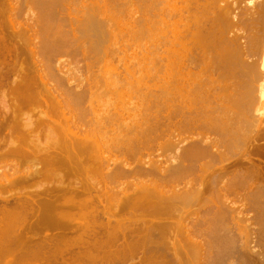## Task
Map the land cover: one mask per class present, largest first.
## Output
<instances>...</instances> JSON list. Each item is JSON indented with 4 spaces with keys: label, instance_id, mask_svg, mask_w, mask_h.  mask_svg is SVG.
<instances>
[{
    "label": "bare ground",
    "instance_id": "obj_1",
    "mask_svg": "<svg viewBox=\"0 0 264 264\" xmlns=\"http://www.w3.org/2000/svg\"><path fill=\"white\" fill-rule=\"evenodd\" d=\"M0 86V264H264V0H0Z\"/></svg>",
    "mask_w": 264,
    "mask_h": 264
},
{
    "label": "rangeland",
    "instance_id": "obj_2",
    "mask_svg": "<svg viewBox=\"0 0 264 264\" xmlns=\"http://www.w3.org/2000/svg\"><path fill=\"white\" fill-rule=\"evenodd\" d=\"M23 5H25V4L23 3L22 5H20V6L22 7L23 11H24V10L27 11V8H28V7L25 6V8H26V9H25V8H23ZM18 9H19V11L22 10V9H20V8H18ZM25 11L22 13V16H21V15H18V17L21 16L20 18H16V16L14 17V18L17 19V20L14 19L16 22H17L18 19H19L18 23L20 22V23L22 24V26H23V24H25V22L30 21V20H28V16L30 17V15H31L30 13H31V12L28 10L27 13H28V12H29V13L27 14ZM21 12H22V11H21ZM16 14H20V12L18 13V11H17ZM25 14H26L27 16H26ZM29 14H30V15H29ZM24 15H25V17H24ZM32 15H33V14H32ZM21 18H23V20H22L23 22L20 20ZM25 20H26V21H25ZM61 25H62V24H61ZM140 44H141V42H140ZM135 47H136V45L134 46V49H135L134 52H135V53H136V51L139 52V51L141 50V48H139L138 46H137V47H138L139 49H138L137 47H136V48H135ZM131 48H132V47H131ZM131 48H129V49H130V52H129L130 54H131V51H133V50H131ZM132 49H133V48H132ZM136 49H137V50H136ZM128 51H129V50H128ZM138 52H137V53H138ZM140 52H141V51H140ZM132 53H133V52H132ZM137 53H136V56H137V57H134L135 55H134V53H133L132 58H129V59L132 60L133 58H134V59L137 58V60H138V59H139V60H138V62H137V60H136V62L139 63L141 57L138 58V56H141V54H137ZM131 55H132V54H131ZM20 57H21V56H20ZM20 57H17L18 60L20 59ZM23 58H25V59H23ZM70 58H71V57H70ZM74 58H76V57H74ZM74 58H73V59H74ZM77 58L80 59V57H77ZM77 58H76V59H77ZM26 59H28V55H26V54L22 55V59H20V62H21V64H22V66H23V60H26ZM68 59H69V58H67V60H68ZM71 59H72V58H71ZM71 59H70V60H71ZM129 59H128V60H129ZM16 60H17V59H16ZM16 60H14L12 63H13V64H17L18 61H16ZM21 60H22V61H21ZM128 60H127V61H128ZM28 61H29V60H28ZM28 61H26V62H28ZM71 61H72V63H73V60H71ZM71 61H70V62H71ZM127 61H126V62H127ZM133 61H134V60H133ZM133 61H132V62H133ZM14 62H17V63H14ZM74 62L76 63V60H75ZM128 62H131V61L129 60ZM128 62H127V64H128ZM134 62H135V61H134ZM136 62H135V64H132L133 67H132V65L130 66V65L128 64V65L130 66L129 69H131V68L134 69V65H138V66H139V64H137ZM24 63H25V61H24ZM29 63L31 64V61H29ZM29 63H27L26 65H28ZM78 63H81V64H82V61H81V62H78ZM115 63H116V64H115ZM115 63L113 62V65L115 64L114 66H117V67L119 66L118 64H121V65H120L121 67H122V65H123L122 62H121V63H120V62L117 63V61H115ZM10 64H11V63H10ZM30 64H29V66H30ZM130 64H131V63H130ZM19 65H20V64H19ZM19 65L17 64V65H14V66H13L14 68H15V66H16V67L18 66V68H15V70L20 68ZM24 65H25V64H24ZM73 65H74V63H73ZM75 65H76V64H75ZM4 66H5V65H4ZM129 66H128V67H129ZM138 66H137V67H138ZM2 67H3V65H2ZM11 67H12V64H11ZM121 67H119V68H121ZM139 67H140V69L136 68V66H135L136 70H141V61H140V66H139ZM6 68H7V66H6ZM132 69H131V70H132ZM4 70H5V67H4ZM118 70H119V69H118ZM120 70H122V68H121ZM136 70H135V71H136ZM16 71H17V70H16ZM133 71H134V70H133ZM142 77H143V76H142V74H141V78H142ZM149 78H152V79L150 80ZM149 78H142V79H141V84H142L141 87L143 88V89H142V90H143V91H142L143 93H146V92H148V91H149V93H150V91H152V93H153V91H155V90L158 88V87H157V82H156L157 79L155 80V79H153V77H149ZM148 79H149V80H148ZM148 82H149V83H148ZM143 84H144V86H143ZM2 88H3V89H2ZM5 88H6V87H5ZM151 89H152V90H151ZM2 91H4V86H0V95H1L2 93H4V94H3V96H4V95L7 93V91L5 90L6 93H5V92H2ZM157 91H158V89H157ZM1 92H2V93H1ZM155 92H156V91H155ZM155 92H154L153 94H156ZM150 94H151V93H150ZM1 96H2V95H1ZM6 96L8 97V95H5V97H2V99H3V98L8 99ZM149 97H150V96L148 95V97L146 98L147 102H145V103H146L145 105H147V106H146L145 108H147V109H145V110H147V111H145L144 113H145V114H146V113L149 114L148 117H150V114H152V116H154V118H155V117H157V115H158V111H157V108H153V110H148V107H149L148 104L151 103V102L148 101ZM150 98H151V99H149V100L151 101L153 97L151 96ZM2 99H0V101H1ZM153 99H154V98H153ZM3 100H4V99H3ZM3 100H2V102H3ZM2 102H1V104H0L1 107H2V105H4V102H3V104H2ZM5 102H6V101H5ZM143 102H144V100H143ZM148 102H149V103H148ZM152 102H153V101H152ZM147 103H148V104H147ZM32 104H33V103H32ZM32 104H28L29 106L27 105V107H29V111L26 110L27 108H26V109L24 108V109H25V112L27 111L28 114L30 113V115H31L30 117L35 116V115L32 116V114H34V113L36 114V112H38V113L40 112V111L37 109L38 106H36V108H34V107L32 106ZM5 105L7 106L6 103H5ZM30 105H31V107H30ZM34 105H36V104H34ZM151 105H152V103H151ZM151 105H150V106H151ZM1 107H0V110L2 109ZM3 107H4V106H3ZM21 107H25V105H22ZM21 107H15V108L18 109V108H21ZM32 107H33V109H35V110L37 109L36 112H35V110L32 109ZM154 107H155V106H154ZM30 108L32 109V111H31ZM143 108H144V106H143ZM39 109H40V108H39ZM150 109H152V108H150ZM2 110H3V109H2ZM18 110H21V111H22V109H18ZM143 111H144V110H143ZM148 111H151V112L148 113ZM152 111H154L157 115L155 116L154 113H153ZM18 112H20V111H17V112L15 111V113H17L16 115L19 114ZM22 112H23V111H22ZM31 112H32V113H31ZM75 112H76V111H75ZM23 113H24V112H23ZM27 113H26V114H27ZM38 113H37V114H38ZM20 114L22 115V113H20ZM20 114H19V115H20ZM28 114H27V115H28ZM37 114H36V115H37ZM19 115H18V116H19ZM21 115H20V116H21ZM20 116H19V117L16 116V117L19 119V118L22 117V116H21V117H20ZM28 116H29V115H28ZM28 116H27V118H29ZM38 116H39V115H38ZM38 116H35V117H33L34 119H33V118H31V119L36 121V120L39 119V118L36 119V117H38ZM146 116H147V115H146ZM23 117H25V116H23ZM23 117H22L21 120H25V119H27V118H24V119H23ZM148 117H147V119H148ZM151 118H152V117H151ZM151 118H150V119H151ZM150 119H149V121H150ZM156 119H157V118H156ZM156 119H155V120H156ZM153 120H154V119L152 118L151 121H150L151 124H153L152 122H154V123L156 122V121H153ZM36 122H37V121H36ZM19 124H20V122H19ZM151 124H150V126H149L150 128H151ZM155 124H156V123H155ZM155 124H154V126H152V129L155 128ZM261 126L264 127V124H262ZM40 128H41V127H40ZM45 128H46V127H45ZM152 129H150V130H152ZM15 130H16V129H15ZM39 130H40V129H39ZM43 130H44V133H45V131L49 132L47 129H46V130L43 129ZM154 130H155V129H154ZM6 132H7V131H6ZM6 132H5V133H6ZM15 132H17V134H19V133H18L19 130H16ZM38 132H39V131H38ZM41 132H43L42 129H41ZM41 132H39V133L41 134ZM47 132H46V133H47ZM155 132H156V131H155ZM12 133H13V135H12ZM12 133H11V137H12V138H11V137L8 138V137H9L8 135H7V136H8L7 138H6V136H4V135H3L4 137L2 136V138H0V141H2V139H3L4 142L7 141V142H5V143L3 144V146H4V145L6 146V144H7L8 142L10 143V141H12V142L15 141V142H16V140H17L16 138H17L19 135H17V137H16V136H15L16 134L14 135V131H13ZM35 133H37V132H35ZM35 133H33L34 136H35ZM46 133H45V134H46ZM149 133H150V132H149ZM152 133H153V130H152ZM262 133H263V132L261 131V133L258 135L257 138H261L262 140H264V137H263L264 134H262ZM6 134H8V133H6ZM6 134H5V135H6ZM48 134H49V133H48ZM150 134H151V133H150ZM150 134H149V136H150ZM153 134H154V133H153ZM153 134H151V135H153ZM9 135H10V134H9ZM36 135H37V134H36ZM147 135H148V134H147ZM154 135L156 136V134H154ZM154 135H153V136H154ZM13 136H15V137H13ZM38 136L41 137V136H44V135H41V136L38 135ZM44 137H45V136H44ZM150 137L152 138V136H150ZM147 138H148V136H147ZM153 138H154V137H153ZM37 139H38V138H37ZM40 139L43 140V137H41ZM40 139H38V140L41 141ZM44 139L47 140V138H44ZM48 139H49V138H48ZM51 139H52V138H51ZM51 139H49V140H51ZM18 140H19V138H18ZM3 141H2V142H3ZM19 141H20V140H19ZM51 141H52V140H51ZM17 142H18V141H17ZM43 142L47 143V142L44 141V140H43ZM40 143H42V142H40ZM258 144H259V145H258ZM263 144H264V141H263V142H262V141H260V142L258 141V143L255 145L256 148H257V147H260V146H261V147L263 146V147L261 148V150L258 149V150H257L258 153H256V154H255L256 151H255V152L252 151L251 156H253V158H252L253 163L256 164V165H260V166H259V167H260L259 169H261V170L264 171V145H263ZM0 145H2V143H0ZM7 145H8V144H7ZM5 146H4V147H5ZM255 146H253V147H255ZM253 147H252V148H253ZM252 148H251V149H252ZM0 149L3 150V149H6V147L3 148L2 146H0ZM2 150H1V151H2ZM3 151H4V150H3ZM4 152H5V151H4ZM253 152H254V153H253ZM1 153L4 154L3 152H1ZM5 153H6V152H5ZM2 154H1V155H2ZM155 154H156V153H155ZM7 157H8L7 155H6L5 157H4V156H3V157H0V166H1V169H4V168L7 169V168H9V167H7V166L11 165V163H12L11 160H12V159L9 160L10 158L7 159ZM261 158H262V159H261ZM9 161H10L11 163H10ZM14 161H15V162H20V160H19L18 158H15ZM7 162L10 163V164L8 165ZM5 163H6V165H5ZM261 165H262V167H261ZM5 166H6V167H5ZM3 167H4V168H3ZM5 169H4L3 171H5ZM3 171H1L0 173H2ZM1 190H2V189H1ZM1 190H0V193H2L3 196L6 195V194L8 193V192H7V193H6V192L3 193ZM12 190L14 191L13 188H12ZM12 190H10V191L12 192ZM3 191H4V190H3ZM6 191H8V190H6ZM0 195H1V194H0ZM2 195H1V196H2ZM138 256L141 257L139 254H138ZM138 256L136 257V256L134 255V258H132V257H131V259L129 258L128 260H126L127 262L125 261L126 263H124V264H129V262H130L131 264H134L135 262L138 264V262H140L139 259H138ZM135 257H136V258H135ZM137 261H138V262H137ZM136 263H135V264H136ZM140 263H141V262H140ZM140 263H139V264H140ZM121 264H123V262H122Z\"/></svg>",
    "mask_w": 264,
    "mask_h": 264
}]
</instances>
